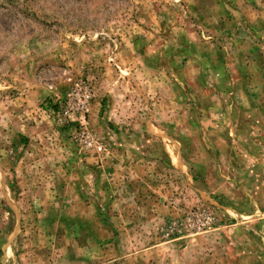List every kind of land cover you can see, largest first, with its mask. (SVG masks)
Here are the masks:
<instances>
[{
	"label": "rangeland",
	"instance_id": "rangeland-1",
	"mask_svg": "<svg viewBox=\"0 0 264 264\" xmlns=\"http://www.w3.org/2000/svg\"><path fill=\"white\" fill-rule=\"evenodd\" d=\"M0 264H264V0H0Z\"/></svg>",
	"mask_w": 264,
	"mask_h": 264
}]
</instances>
